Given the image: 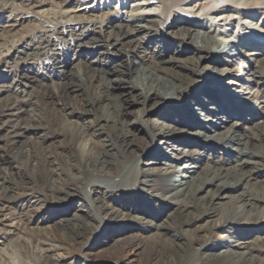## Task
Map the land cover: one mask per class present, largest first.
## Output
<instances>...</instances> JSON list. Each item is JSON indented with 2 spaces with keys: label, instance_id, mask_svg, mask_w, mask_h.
<instances>
[{
  "label": "bare ground",
  "instance_id": "6f19581e",
  "mask_svg": "<svg viewBox=\"0 0 264 264\" xmlns=\"http://www.w3.org/2000/svg\"><path fill=\"white\" fill-rule=\"evenodd\" d=\"M6 1L0 4L1 14L6 12L0 31L11 33L26 19ZM54 1L60 11L38 13V24L30 33L0 39V67L10 68L11 75L19 70L34 74L23 64L55 63L67 55L70 63L81 66L82 74L63 76L26 98L0 103V134L8 133L5 143L15 150L12 157L0 156V171L12 164L23 168L22 173L0 176V205H23L33 197L48 208L82 198L88 203L89 220L77 224L52 220L56 227L30 235L22 246L23 257L30 264L66 260L98 264L90 257L92 249L103 243L99 236L93 237L95 233L137 227L151 233V241L129 237L112 264H129L131 256L143 257L145 264H264V235L256 245L218 258L207 245L216 230L264 233L262 195L237 194L218 207L228 192L258 181L264 157L229 152L209 157L197 148H179L199 145L201 140L191 129L202 125L223 128V138L215 134L219 139L264 151V97L255 108L243 109L234 96L215 87L204 89L210 84L228 85L232 73L212 68L223 62L236 64L235 71L248 85L264 87V46H260L264 0H112L113 6H106L105 0H26L25 6L41 9ZM88 3H101L102 8L84 6L80 15L66 16L69 9ZM141 53L146 56L135 61L139 75L133 78L125 62ZM183 53L185 58L176 57ZM15 57L21 62H10ZM97 108L102 114H93ZM163 108L169 109L174 126L151 121L150 115ZM241 113L263 114V119L249 131L241 130L238 122L229 128L223 125ZM79 120L85 123L82 129L74 126ZM41 127L48 131L46 136L42 137ZM93 132L97 139L80 152L77 145ZM29 133L41 136V143L19 147ZM113 151L120 160L113 158ZM138 163L163 165L166 170L156 176L139 175ZM30 167L32 173L27 171ZM189 169L201 174L202 180L187 178ZM70 172L78 174L77 181L69 179ZM222 180L235 185L218 187ZM146 184L155 193L169 194V200L155 204L140 199L133 189ZM255 188L264 193V185L254 184ZM37 214L32 206L16 218L27 226L39 222ZM210 218L217 222L196 231ZM15 231L4 229L0 237ZM0 264L12 263L0 253Z\"/></svg>",
  "mask_w": 264,
  "mask_h": 264
},
{
  "label": "rangeland",
  "instance_id": "374dc122",
  "mask_svg": "<svg viewBox=\"0 0 264 264\" xmlns=\"http://www.w3.org/2000/svg\"><path fill=\"white\" fill-rule=\"evenodd\" d=\"M26 0H8L6 3L10 5L11 9L20 11L19 13L23 14L24 18L26 19L23 23L18 25L13 31L10 32H3L0 31V39L3 37H6L10 34H16V35H26L30 33L33 27L37 26V22L35 21V17L38 16L41 12H44L46 14L51 13V15H54V13H57L60 11V7L55 4L56 1L52 2L50 5H47L45 7H42L41 9L37 8H29L25 6ZM106 6L110 5L113 6L114 2L112 0H105ZM5 3L4 0H0V4ZM102 3V2H101ZM101 3H88L86 5H83L79 8L74 7L73 9H69L68 12H66V16H73V15H80L82 12V8L84 6H91L95 8H102ZM223 3H219L221 5ZM6 16V12L1 14L0 11V21L4 22V17ZM224 24V23H223ZM243 33H249L248 30H245ZM248 35V34H247ZM251 37H255V33L250 34ZM260 46H264V43L262 40H260ZM155 43L151 44V48L154 47ZM65 43L61 44V47L65 49ZM67 46V45H66ZM262 49V47L260 48ZM168 57H173L174 54H171V52L166 53ZM67 55H62L55 63H52L51 60H45L42 65H34L32 61H27L23 64L25 67H31L34 69V74L28 73L24 70H19L17 72V75H11L12 70L8 67H0V103L6 100H16L21 98H26L28 95H30L32 92H37L40 90V86L43 84H51V83H58L62 80L63 76H70L77 75L81 76L82 74V68L79 65H76L73 63H70L72 59L66 57ZM146 55L144 53L138 54L137 58L127 60L125 63L129 66L130 70L132 71V76L134 78L135 75H139V70L136 67L135 61H139V59L144 58ZM187 56L186 53L181 54L180 56H176L178 58H185ZM175 57V56H174ZM21 62L19 59H12L10 62ZM226 61V58L223 60ZM102 63V62H101ZM20 65V64H18ZM212 68L217 70V72H231L232 76L228 78L227 84L228 85H213L210 84L209 87L204 88H217L223 95L226 96H234L235 101L245 108H255V104H260L261 97H264V87H256L252 85H248L244 79L243 76H241L239 73L235 71L236 64H226L221 63L218 65H212ZM203 70V69H202ZM206 74L209 71L203 70ZM123 80V78H121ZM16 84V85H15ZM15 85V86H14ZM10 86H14L11 88ZM199 90V88L194 89L193 91ZM209 106V105H208ZM207 106V107H208ZM138 107H135L137 109ZM169 109L163 108L160 110H156L150 115L151 121L153 120L157 124H165L174 126L172 123V120H170L169 116ZM28 114H30L28 110ZM93 114H102V108H97L94 110ZM252 115V114H251ZM247 114L241 113L240 116H236L231 119V121L225 122L223 124L226 128H229L231 123L238 122L242 128L243 131H249L251 130L252 124L260 122L263 118V114L257 115V116H251ZM84 121L79 120L77 123L74 124V126L78 129H82L84 126ZM151 122L147 123V125H150ZM73 125H68V127L71 129ZM30 128V125L27 127ZM137 128H141L140 126H137ZM192 132L197 133V137L199 138L200 144L197 146H189L185 147L184 145H180L179 148L181 149H194L197 148L200 152L204 151V155L208 154L209 157H213L217 153L222 152H229L237 155H243V154H253L255 157H264V151L257 150L256 148H252L251 146H243L238 145L236 142H229L222 139H219L215 137V134H222L221 138L224 137L225 131L223 128H216V127H203L202 125L195 126L191 129ZM140 132V131H139ZM40 133L43 136H46L48 134V131L44 130L43 127L40 129ZM8 133L2 132L0 134V156L1 157H12L15 153V150L9 148L5 141L8 140ZM41 136L37 137L33 134L26 135L25 138H23L19 144V147H25L26 145H35L38 146L41 143ZM139 137L142 138V134H139ZM96 133H90L83 141H81L77 146L80 152H83L84 148L93 140H96ZM214 140L217 141V143L210 145L207 143H212ZM221 145V146H219ZM48 146V145H47ZM16 147V148H19ZM48 149H52V146L49 145L46 147ZM113 158L119 159L120 156L116 151H113ZM135 158L131 160L132 166L136 164ZM172 164V161L169 162ZM56 165H52L51 168H54ZM136 169L138 170L139 175H146V176H156L159 172L166 170V167L163 165H154V164H141L138 163L136 165ZM193 170V171H192ZM23 168L19 165L12 164L10 167L6 169H2L0 171V176H10V174L13 173H22ZM29 173H32L33 168L30 167L27 170ZM78 174L76 172H70L69 173V179L71 181H77ZM186 177L190 180H193L195 183L200 182L202 180L201 174H199L197 171L195 172L194 169H189L188 173L186 174ZM254 184L258 185H264V173L261 177L258 178V181L251 182L248 185L241 186L237 188L235 191L228 192V198H225L223 200L219 201V205L223 203H227L230 198L237 194H253V195H262L264 197V193L258 191V188L254 189ZM218 187L221 186H234L235 183L233 181H226L222 180L216 183ZM137 188H140L141 190H137ZM134 194H137L140 196V199L147 202L152 203H162L167 202L170 198L169 194H163V193H155L150 189V185L146 184L144 186L136 187ZM212 190H215L213 188ZM260 192V193H259ZM109 202H112V200L108 199ZM148 203V204H149ZM175 203V202H174ZM142 204V202H141ZM32 206L35 207L37 210V215L40 216L39 222L37 224H29L26 226L25 223L20 222L16 218V214L22 210L32 208ZM88 209V203L85 199L77 198L72 200L71 202H67L66 204L59 205L57 207H43L42 204L40 205L35 198L29 197V199L23 204V205H16V206H1L0 205V220L2 221V224H0V231H3L4 229H11L17 228V231H15V235H11L7 237H0V253L3 254L9 262L12 264H30L28 260H26L23 257L22 254V246L25 242H27L30 239V235L37 233L41 229H45L47 226L49 227H56V225L53 223L52 220H60L65 219L70 221L71 223H80L81 221H88L89 219L85 217V213ZM87 214V213H86ZM261 217L264 218V212L261 213ZM217 221L215 219H208L205 222H202L198 225L196 228V231H202L211 228L213 224H215ZM195 230V229H194ZM193 230V231H194ZM191 234V232H190ZM264 233H257L250 229H225V230H216L213 232V234L209 235L207 239V245L211 246L212 248V255L214 257H222L230 251L239 250L242 246H252L257 244V239L259 237H262ZM99 236L98 239L103 241L102 244H97L92 249L91 259L95 262H98V264H112V261L119 257L120 249H122L126 243L127 239L129 237H135L139 236L144 241H151V233L138 230L137 227H130L126 228L121 231H115V232H104L100 231L95 233L93 237ZM23 257V258H22ZM131 262L129 264H145V260L143 257H135L131 256L129 259ZM65 264H85V263H74L71 260H66ZM92 264H95L94 262Z\"/></svg>",
  "mask_w": 264,
  "mask_h": 264
}]
</instances>
